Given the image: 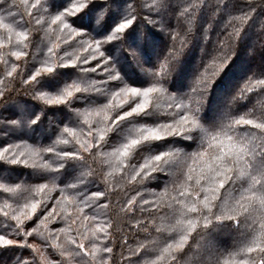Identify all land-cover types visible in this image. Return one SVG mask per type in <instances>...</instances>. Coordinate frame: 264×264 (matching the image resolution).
<instances>
[{
    "label": "snow or ice",
    "instance_id": "snow-or-ice-1",
    "mask_svg": "<svg viewBox=\"0 0 264 264\" xmlns=\"http://www.w3.org/2000/svg\"><path fill=\"white\" fill-rule=\"evenodd\" d=\"M157 26L166 47L148 60ZM247 30L252 66L209 111ZM5 252L264 264V0H0Z\"/></svg>",
    "mask_w": 264,
    "mask_h": 264
},
{
    "label": "trees",
    "instance_id": "trees-1",
    "mask_svg": "<svg viewBox=\"0 0 264 264\" xmlns=\"http://www.w3.org/2000/svg\"><path fill=\"white\" fill-rule=\"evenodd\" d=\"M207 27V25H205ZM151 45L145 47L144 57L148 60H153L157 55H162L164 48L166 47V41L164 35L157 29L151 28ZM253 36L251 30H247L246 34H243L238 42L237 54L233 59V62L229 64L225 69V73L222 76V82H218V86H214L212 92L209 94L206 101V109L211 111L222 104L224 95L230 88L228 86L234 85L239 79L243 78L248 69L252 66L253 61L248 56V47L251 44ZM200 53V41L194 39L190 50L186 52L183 59L182 67L178 69L179 75L176 77L174 86L179 87L183 85L187 78L190 76L195 62ZM128 71L130 73H136L137 69L134 66H129ZM186 71V75L182 74ZM183 79V80H181ZM181 83V84H180ZM21 93V97H22ZM15 256L11 253L5 252L0 254V264H13Z\"/></svg>",
    "mask_w": 264,
    "mask_h": 264
},
{
    "label": "rangeland",
    "instance_id": "rangeland-1",
    "mask_svg": "<svg viewBox=\"0 0 264 264\" xmlns=\"http://www.w3.org/2000/svg\"><path fill=\"white\" fill-rule=\"evenodd\" d=\"M183 75H186V71H185V72L182 74V76H183ZM181 80H183V79H181ZM180 84H181V83H180ZM29 242H30V243H33V244H35V243H36V241H34V240H31V239L29 240Z\"/></svg>",
    "mask_w": 264,
    "mask_h": 264
}]
</instances>
